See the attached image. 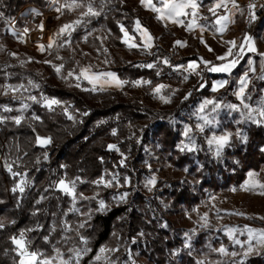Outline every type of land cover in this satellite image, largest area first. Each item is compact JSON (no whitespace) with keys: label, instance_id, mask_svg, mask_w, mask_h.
<instances>
[{"label":"rangeland","instance_id":"1","mask_svg":"<svg viewBox=\"0 0 264 264\" xmlns=\"http://www.w3.org/2000/svg\"><path fill=\"white\" fill-rule=\"evenodd\" d=\"M44 1L43 7L26 5L13 19L0 11V36L6 33L15 38L12 42L0 39V119L3 120L0 132L11 122L17 125L14 118L18 116L21 117L19 125L31 119L40 121L36 108L48 112L61 108L70 121L79 119V115L70 110L72 106L46 93L45 83L51 79L50 71L56 73L64 89L93 94L118 92L139 103L147 119L131 135L138 144L134 156L128 159L116 143L111 144L115 148L110 150L122 157L118 165L105 169L94 180L62 176L54 183V191L60 193V198L56 197L58 212L53 215L48 229L49 237L56 239L55 245L48 250L30 251L24 240L18 238L16 240H21L24 245L20 247L14 242L19 260L24 257L21 252H35L41 254L38 259L55 257L53 264H60L57 249L64 260L74 255L72 249H78V261H70V264H146L147 260L141 254L148 239L142 232L123 239L121 230L115 229L111 238L96 248L91 234L95 217L107 215L117 207L131 210L142 195L152 208L157 226L166 232L165 240L171 239L174 245L179 242L172 248L173 258L178 257L181 261V255H188L195 264H249L250 260L258 258L264 264V244L260 243L261 233H264V187H261L264 172L250 171L240 185H233L228 190L206 189L191 208L175 204L166 193L175 182L188 181L195 193L199 194V190L193 175H188V166L178 169L168 160L155 129L157 123L171 127L178 137L175 151L191 155L195 166H200V155L217 163L235 161L227 153L234 138L244 144L251 125L264 128V117L257 114L264 111V79H261L264 76V20L257 23L237 20V25L233 24L230 31L219 38L200 30L189 35L181 33L175 39L161 29L158 19L146 14L141 0H135L129 3L137 13L133 32L121 25V42L127 50H119L110 43L109 30L97 22L113 0H75L81 7L71 8L68 6L74 0ZM89 3L98 15L83 14ZM19 17L22 18L21 26L17 24ZM77 20L80 23L74 24ZM137 20L149 29L154 40L147 48L143 43L144 35L134 30ZM66 24L74 26L60 33ZM79 30L83 31V36L77 42L74 36ZM177 41L181 43L177 44ZM50 43L51 48L48 47ZM229 48L231 53H228ZM125 64L149 69L156 79L150 76L122 79L112 68ZM61 65L63 67L57 72L56 68ZM225 67L227 71L210 70ZM81 70H84L83 74ZM70 71L71 76L68 75ZM105 73H113L117 79L106 77ZM242 79H246L243 103L237 95ZM117 80L124 83L117 86ZM159 85L164 87L157 93L155 89ZM108 99L116 100L115 96ZM51 100L58 103L49 105ZM244 104L249 107L245 108ZM5 108L11 111H5ZM250 111L252 118H249ZM221 136H227L228 143L217 155L216 143L209 144V140ZM36 138L37 143L38 138H50L52 144L51 136L38 134ZM11 150L4 143L0 152L1 173L7 184L6 195L0 199V223L4 226L12 223L5 201L20 207L34 187L29 172L20 170L22 165L18 161L22 156L15 158ZM20 153H23L22 149ZM49 154L46 151L37 162L48 163ZM153 177L155 183L149 184ZM60 181H64V186ZM17 186L23 187L24 192L21 193ZM13 188L17 190L14 192ZM81 224H84L83 228L79 227ZM230 229L236 231L230 232ZM248 229L252 230V251H248ZM81 237L87 242L84 243ZM235 240L241 243H235ZM221 248L225 249L224 253L219 251Z\"/></svg>","mask_w":264,"mask_h":264},{"label":"trees","instance_id":"2","mask_svg":"<svg viewBox=\"0 0 264 264\" xmlns=\"http://www.w3.org/2000/svg\"><path fill=\"white\" fill-rule=\"evenodd\" d=\"M131 1L135 0H113L112 5L103 10L97 21L109 30L110 43L119 50H127L121 42L123 36L121 25L133 32L134 21L137 18L135 9L129 6ZM28 4L43 7L46 2L0 0V11L8 19H13ZM21 20L19 17L18 26L22 25ZM1 34L0 39L4 42L15 40L9 34ZM82 36L83 31L79 30L74 38L80 42ZM94 41L100 45L96 38ZM132 51L138 53L136 50ZM112 69L122 79L136 80L149 76L154 78L151 70L138 68L134 64ZM50 73L51 79L45 83L46 93L72 106L70 110L77 113L79 119L76 122L70 121L62 113L61 108L56 112L36 108L40 121L31 119L23 121L19 126L11 122L0 132V152L3 144L7 143L15 158L22 156L18 161L22 165L20 170H27L34 183V187L20 207L5 201L12 223L0 228V264H18L19 256L15 253L13 238L23 239L30 251L48 250L55 245L56 239L49 237L48 229L53 215L58 212L60 198V193L54 191V183L62 176L67 179L77 176L94 180L100 177L105 169L118 165L122 157L116 151L110 150L108 145L116 143L128 159L134 156L138 152V144L131 135L133 131H137L140 123L147 119L139 103L126 99L118 92L93 94L64 89L56 73L54 71ZM113 96L116 100L108 99ZM155 129L168 160L178 169L188 166V175H193L195 187L199 190V194L195 193L194 187L188 181L175 182L171 190H166L175 204L191 208L199 202L206 189L228 190L233 185H240L248 172L255 171L259 174L264 172L263 127L251 125L244 144L234 138L232 148L227 153L235 161L217 163L200 155L198 157L200 166H195L191 155L175 151L178 137L171 127L165 123H157ZM38 134L52 137V144L48 149H40L37 146ZM21 149L23 153H20ZM46 151L50 153V161L38 163L39 157ZM6 190L7 184L0 168V199L4 198ZM41 197L43 199L40 201ZM93 224L91 234L95 239L94 248L107 242L115 229L121 230L120 235L123 239L133 238L142 232L148 239V245L141 254V257L147 260L146 264H195L194 259L188 255H181L182 262L178 257L173 258L172 248L178 246L179 242L174 245L171 239L165 240L166 232L157 226L152 208L142 195L138 196L135 208L129 210L128 207H117L107 215L95 217ZM214 245L217 246L218 242H214ZM249 264H262V261L255 258L250 260Z\"/></svg>","mask_w":264,"mask_h":264},{"label":"snow or ice","instance_id":"3","mask_svg":"<svg viewBox=\"0 0 264 264\" xmlns=\"http://www.w3.org/2000/svg\"><path fill=\"white\" fill-rule=\"evenodd\" d=\"M145 2H147V5L148 7L151 9V11L155 12V13H158L159 15L157 16V19L158 20H165V19H170L172 20L173 22L175 23H182L178 18L181 17V16H185V15H188L189 13L186 11L187 9H192V12H191V15L195 18L197 13H196V9L198 7L197 3H196V0H160V3L162 4V7H157L156 4L153 3V0H141V4H145ZM233 2V6H236L235 5V0H232ZM223 4H218L217 7H222ZM68 7H81L80 4L78 3H75V0L73 2L72 5H69ZM249 7H253L252 5H250ZM210 11H214L213 9H210ZM85 16H94V15H98L99 13L97 11H94L93 10V6L91 3H89L88 5V8H87V12L83 13ZM224 19H227L226 17H221L219 20H217V23H220V20H224ZM80 21L77 20L74 22V24H79ZM193 24H194V21H193ZM193 24H188L187 27L191 30L193 28ZM136 25H137V29H140L141 25H140V22L139 20L136 21ZM74 25L72 24H66V25H63L60 29V33H64L66 29H72ZM123 30V29H122ZM223 30V29H221ZM143 33L146 37V39L149 41V45H150V42L152 40V36L148 33V30L145 28L143 30ZM125 35H127V33H125ZM177 44L181 43L180 41H177L176 42ZM231 43V42H230ZM149 45H146V46H149ZM136 45H132V47H135ZM49 48L52 47V44L50 43L48 45ZM41 50H43V47H41ZM211 50V49H210ZM231 48L228 49V53H231ZM227 55V54H226ZM218 59H225V57H218ZM165 63H167V61H165ZM207 63V62H206ZM63 67L62 65L57 67L56 68V71L59 72L60 71V68ZM148 67H152V65H148ZM211 71H227L228 68L225 67L223 69H220V68H211L210 69ZM83 71L84 70H81V74H83ZM69 76L72 75V72L70 71L68 73ZM106 77H111L113 80H116L117 78L114 76L113 73H105L104 74ZM247 74H245L246 76ZM261 79H264V76L261 77ZM91 82V81H90ZM122 83H124L123 81H119L117 80V86L121 85ZM139 83V82H137ZM241 87H240V90L239 92L237 93V95L241 98V102L243 103L245 97H244V88L246 87V79H242L241 80ZM79 86V85H77ZM164 85H159L156 87L155 89V92L159 93L161 88H163ZM32 99H35L34 97H32ZM161 99H163V97H161ZM58 101L56 100H51L49 102V105H53V104H57ZM208 103H212L211 101H208ZM25 107H27L25 105ZM216 107H218V105H216ZM244 107L245 108H248L249 106L247 104H244ZM215 110V109H214ZM5 111H11V109H8V108H5ZM260 117H264V111H258L257 113ZM71 118V117H69ZM249 118H252L251 117V111L249 113ZM15 120V123L17 125H19L21 123V117H16L14 118ZM0 122H3L2 119H0ZM201 131H203V129L201 128ZM113 135H115V132H113ZM41 140L42 143H50V138H38ZM213 142L216 143L217 145V149H216V152H217V155H219L221 149L228 143V137L227 136H221V137H214L213 140H209V144H212ZM108 148L109 149H112V148H115V145H108ZM10 170V169H9ZM249 175H252L251 173ZM149 184H154L155 183V178L153 177L152 179H150L148 181ZM60 184L61 186H64V181H60ZM19 191L21 193L24 192V188L23 187H19ZM261 187H264V185H261ZM17 189L16 188H13V191L15 192ZM247 190V189H245ZM264 194V193H262ZM123 198V197H122ZM101 208L104 207V204L103 202L101 201ZM4 227V224L3 223H0V228H3ZM80 228H83L84 227V224H81L79 225ZM230 232L232 231H236L235 229H230L229 230ZM249 232V246H248V251H252V244H251V240L253 239L252 237V230L251 229H248L247 230ZM21 236H23V234H21ZM14 239V242L19 245L20 247H23L24 245L22 244V241L21 240H16L15 238ZM47 239V238H46ZM81 240H84L83 237H81ZM87 241L84 240V243H86ZM235 243H241V241L239 240H235L234 241ZM260 243L261 244H264V233H261V240H260ZM72 253L74 254L73 256H70L69 257V260H64L62 258V254L59 252V250L57 249V256L61 258L60 260V264H70V261H73V260H76L78 261V258L80 256V250L78 249H72L71 250ZM84 251H87V249H84ZM101 251H104L103 249ZM220 252L224 253L225 252V249L221 248L219 249ZM248 252H245V255H247ZM21 255L22 256H28L29 257V260L27 262V264H53V260L56 259L55 257L54 258H40L38 259V256H41V254H38V253H35V252H32V253H27V252H21ZM232 255H236L235 253H232ZM97 259H99V257H97ZM21 264H25V261H21Z\"/></svg>","mask_w":264,"mask_h":264},{"label":"crops","instance_id":"4","mask_svg":"<svg viewBox=\"0 0 264 264\" xmlns=\"http://www.w3.org/2000/svg\"><path fill=\"white\" fill-rule=\"evenodd\" d=\"M247 1L248 0H235L236 6H233L232 0H196L198 7L195 10L197 13L195 18L191 15L192 9H187L186 11L189 14L178 18L182 23H175L170 19L158 20V23L167 35L171 34L175 39H178L181 33L189 35L200 30H203V32H211L215 37L219 38L230 31L233 24L237 25V20H240L241 23L247 21L256 23L252 20V12L247 6ZM153 3L156 4L157 7H162L160 0H153ZM218 4H223V6L217 7ZM144 9L146 10V14L154 16L157 19L159 14L151 11L147 2L144 4ZM210 9H213L214 11H210ZM221 17H226L227 19L220 20V23H217V20ZM188 24H193L191 30L187 27ZM145 28L146 27L141 26L140 29H137V25L135 24L134 26V30L142 35H144L143 30ZM147 30L151 35L149 29ZM153 41L152 38L149 45V41L144 35V47L147 48L148 46L146 45L151 46L154 43Z\"/></svg>","mask_w":264,"mask_h":264},{"label":"built area","instance_id":"5","mask_svg":"<svg viewBox=\"0 0 264 264\" xmlns=\"http://www.w3.org/2000/svg\"><path fill=\"white\" fill-rule=\"evenodd\" d=\"M252 5L253 7H249ZM247 6L252 12V20L259 22L264 20V0H248Z\"/></svg>","mask_w":264,"mask_h":264},{"label":"water","instance_id":"6","mask_svg":"<svg viewBox=\"0 0 264 264\" xmlns=\"http://www.w3.org/2000/svg\"><path fill=\"white\" fill-rule=\"evenodd\" d=\"M37 146L40 149H48L51 146V139H50V143H42L41 140H39ZM22 260L25 261V264H27L29 257L28 256L21 257V259L19 260V264H21Z\"/></svg>","mask_w":264,"mask_h":264}]
</instances>
